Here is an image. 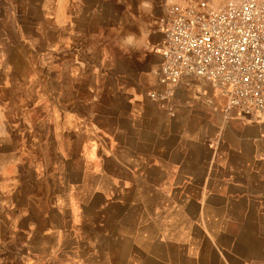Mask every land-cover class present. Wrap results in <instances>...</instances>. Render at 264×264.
I'll list each match as a JSON object with an SVG mask.
<instances>
[{
	"label": "crops",
	"instance_id": "0c3cea01",
	"mask_svg": "<svg viewBox=\"0 0 264 264\" xmlns=\"http://www.w3.org/2000/svg\"><path fill=\"white\" fill-rule=\"evenodd\" d=\"M165 2L0 0V32L11 18L16 32L59 33L92 79L85 125L79 107L54 137L32 117L0 133V243L21 240L4 254L14 264H264V120L196 76L167 102L150 97ZM5 144L27 154L34 185L5 171Z\"/></svg>",
	"mask_w": 264,
	"mask_h": 264
},
{
	"label": "built area",
	"instance_id": "2783aa9c",
	"mask_svg": "<svg viewBox=\"0 0 264 264\" xmlns=\"http://www.w3.org/2000/svg\"><path fill=\"white\" fill-rule=\"evenodd\" d=\"M158 28L163 60L152 99L167 102L196 76L243 118L264 120V0H166Z\"/></svg>",
	"mask_w": 264,
	"mask_h": 264
},
{
	"label": "rangeland",
	"instance_id": "374dc122",
	"mask_svg": "<svg viewBox=\"0 0 264 264\" xmlns=\"http://www.w3.org/2000/svg\"><path fill=\"white\" fill-rule=\"evenodd\" d=\"M208 1L216 6L223 4L226 0ZM11 23V18H7L6 21L4 18V31L0 32V133L11 136L16 126L26 128L30 125L32 117V119L49 121L51 137H54L53 129L58 126L57 122L66 114L74 115L75 110L80 109L79 107L84 112L82 120L85 125L86 121H89L87 115L91 110L90 101L93 99L91 92L87 90L92 79L89 76L87 80L85 78L81 80V72L85 71V66L77 65L71 60L75 57L74 50L63 48V44L59 43V33L53 30L46 33L16 32V26ZM98 56V53L94 55V57ZM76 75H79L77 82ZM101 85L103 88L106 81L101 82ZM159 87L158 82L157 88ZM76 89L82 90L83 96L75 97ZM67 121L73 122L74 119L69 118ZM38 126L42 129L41 131L49 130L47 124L41 123ZM23 132L26 133V130ZM8 147L12 148V151L3 158L5 171L22 172L21 182L26 185L29 181L34 185L33 172H27L29 166L27 154L21 150L18 154H14L12 145L3 146V148ZM84 162L83 160L85 169ZM61 164L62 162L58 161H47V166L53 170L52 172H62L64 167ZM77 164L78 161H68L67 168L74 169ZM0 200L4 202L1 196ZM0 213H2L0 215L2 220L4 216L2 207H0ZM23 222L26 223V219ZM8 230V226L0 225L2 234L7 235ZM3 242L0 243L2 247L0 264H14L15 257L6 258L4 254L9 248L18 245V242L21 243V240Z\"/></svg>",
	"mask_w": 264,
	"mask_h": 264
},
{
	"label": "clouds",
	"instance_id": "9594fccd",
	"mask_svg": "<svg viewBox=\"0 0 264 264\" xmlns=\"http://www.w3.org/2000/svg\"><path fill=\"white\" fill-rule=\"evenodd\" d=\"M144 38H146V37H144ZM134 39H135L134 35H129L128 37L125 38V43L131 44Z\"/></svg>",
	"mask_w": 264,
	"mask_h": 264
}]
</instances>
